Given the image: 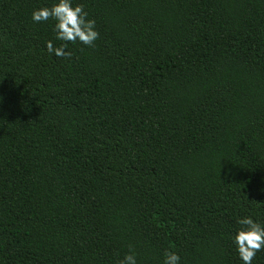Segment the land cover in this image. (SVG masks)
Returning <instances> with one entry per match:
<instances>
[{
    "label": "trees",
    "instance_id": "1",
    "mask_svg": "<svg viewBox=\"0 0 264 264\" xmlns=\"http://www.w3.org/2000/svg\"><path fill=\"white\" fill-rule=\"evenodd\" d=\"M52 0H0V264H242L264 224V0H76L91 47L47 51ZM252 264H264V250Z\"/></svg>",
    "mask_w": 264,
    "mask_h": 264
},
{
    "label": "clouds",
    "instance_id": "2",
    "mask_svg": "<svg viewBox=\"0 0 264 264\" xmlns=\"http://www.w3.org/2000/svg\"><path fill=\"white\" fill-rule=\"evenodd\" d=\"M34 24H42L49 20L54 21L53 32L55 41L61 42L55 46L53 41L47 42V51L56 57L69 58L67 51L70 43H80L91 47L99 37L96 21L89 18L84 5L76 0H52L49 6L36 8L31 13ZM239 226L233 235V244L242 264H252L257 252L264 250V224L251 215L239 217L236 220ZM118 264H138L137 254L129 247V251L119 259ZM163 264H182L179 253L166 250Z\"/></svg>",
    "mask_w": 264,
    "mask_h": 264
}]
</instances>
